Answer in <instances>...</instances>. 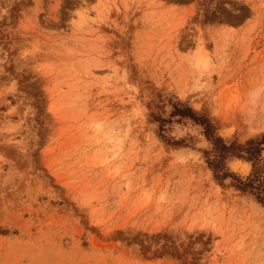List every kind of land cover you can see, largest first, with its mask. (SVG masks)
<instances>
[{
  "label": "rangeland",
  "instance_id": "1",
  "mask_svg": "<svg viewBox=\"0 0 264 264\" xmlns=\"http://www.w3.org/2000/svg\"><path fill=\"white\" fill-rule=\"evenodd\" d=\"M177 100L264 134V0H0V264H264Z\"/></svg>",
  "mask_w": 264,
  "mask_h": 264
},
{
  "label": "trees",
  "instance_id": "2",
  "mask_svg": "<svg viewBox=\"0 0 264 264\" xmlns=\"http://www.w3.org/2000/svg\"><path fill=\"white\" fill-rule=\"evenodd\" d=\"M149 120L157 124L158 136L169 145L176 146L181 141L172 140L162 134L164 124L170 119H186L200 128V134L209 144V149L202 150L206 167L212 179L220 186H232L239 193H246L264 210V134L247 138L243 142L235 139L226 140L217 132L216 122L204 110H195L185 102L175 101L170 104L167 118L160 117L152 111L148 113ZM231 160H240L249 164V172L241 177L234 174L227 166Z\"/></svg>",
  "mask_w": 264,
  "mask_h": 264
}]
</instances>
